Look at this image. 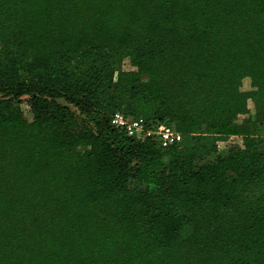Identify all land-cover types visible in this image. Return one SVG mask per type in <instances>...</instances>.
<instances>
[{"label": "trees", "instance_id": "1", "mask_svg": "<svg viewBox=\"0 0 264 264\" xmlns=\"http://www.w3.org/2000/svg\"><path fill=\"white\" fill-rule=\"evenodd\" d=\"M257 98L264 0H0V264H264Z\"/></svg>", "mask_w": 264, "mask_h": 264}, {"label": "built area", "instance_id": "2", "mask_svg": "<svg viewBox=\"0 0 264 264\" xmlns=\"http://www.w3.org/2000/svg\"><path fill=\"white\" fill-rule=\"evenodd\" d=\"M111 124L124 130L128 136L138 140L152 138L167 142L179 136V132L170 125L149 122L143 117H136L122 111H117L112 115ZM226 143L227 141H219V147H221L220 144L227 146Z\"/></svg>", "mask_w": 264, "mask_h": 264}, {"label": "rangeland", "instance_id": "3", "mask_svg": "<svg viewBox=\"0 0 264 264\" xmlns=\"http://www.w3.org/2000/svg\"><path fill=\"white\" fill-rule=\"evenodd\" d=\"M263 105L264 106V98L263 99H260V98H257V99H254V100H250L249 101V109H250V113L248 114H242L238 117L237 119V123L238 125H241L247 118H249L250 116L251 117H254L256 116V111H260L259 109V105ZM20 107L24 110L26 116L31 119L32 118V114L30 112V107L28 105L27 102H25L24 100L20 103ZM72 109L77 113L78 115V110L74 107V106H71ZM80 119H83L82 116L79 117ZM82 122V120H81ZM84 122V121H83ZM85 123V122H84ZM236 138V137H235ZM232 139H234V136H222L220 138L219 141H227L226 145L227 146H224V144H220L221 147H219V141H218V149L219 151L222 153V152H226L228 149H229V146L231 145L232 143ZM261 150H264V145L261 144ZM221 148V149H220Z\"/></svg>", "mask_w": 264, "mask_h": 264}]
</instances>
